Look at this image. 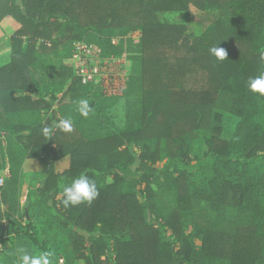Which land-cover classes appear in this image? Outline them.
<instances>
[{"label": "trees", "instance_id": "16d2710c", "mask_svg": "<svg viewBox=\"0 0 264 264\" xmlns=\"http://www.w3.org/2000/svg\"><path fill=\"white\" fill-rule=\"evenodd\" d=\"M191 5L224 16L190 34L160 19ZM9 16L20 28L0 66V264H20L21 248L51 264H264V96L248 88L264 72V0H0ZM136 30L121 120L119 97L65 61L79 40L121 55L111 39ZM61 120L70 131L43 134ZM28 159L42 177L22 202ZM82 173L99 196L65 208L63 188Z\"/></svg>", "mask_w": 264, "mask_h": 264}, {"label": "built area", "instance_id": "2783aa9c", "mask_svg": "<svg viewBox=\"0 0 264 264\" xmlns=\"http://www.w3.org/2000/svg\"><path fill=\"white\" fill-rule=\"evenodd\" d=\"M142 33L139 30L127 36H118L111 39V45L123 44L121 55L105 54V50L87 40L74 42L71 62L76 78L82 84H93L100 88L106 97H119L127 88L130 75V60L127 50L129 41L140 43ZM6 133L0 132V141L5 146ZM9 175V166L0 170V194ZM1 221V220H0Z\"/></svg>", "mask_w": 264, "mask_h": 264}, {"label": "clouds", "instance_id": "9594fccd", "mask_svg": "<svg viewBox=\"0 0 264 264\" xmlns=\"http://www.w3.org/2000/svg\"><path fill=\"white\" fill-rule=\"evenodd\" d=\"M209 51L219 61L228 59L226 50L217 45L210 48ZM262 59H264V55H262ZM248 88L250 91L264 96V72L257 77L250 78L248 81ZM77 110L85 118L93 111L89 101L84 99L77 102ZM54 128L70 131L71 121L61 120L58 123L54 122L51 127L43 128V134L51 138ZM98 196L99 190L96 181L89 178L86 173H82L63 188L62 203L65 208L75 207L82 203L91 204ZM18 252L20 264H51L49 259L50 254L48 253H42L38 256L30 255L27 249L24 248L19 249Z\"/></svg>", "mask_w": 264, "mask_h": 264}, {"label": "rangeland", "instance_id": "374dc122", "mask_svg": "<svg viewBox=\"0 0 264 264\" xmlns=\"http://www.w3.org/2000/svg\"><path fill=\"white\" fill-rule=\"evenodd\" d=\"M159 16L162 21L186 24L187 34H190L191 32L195 31L199 26L202 25L201 28L206 27L211 21H213L217 17L221 18L224 15L223 14L221 15L220 10L216 7H208L205 11H201L195 5H191L189 11H175V12H170V13H161ZM50 60H52L51 64L55 66L57 62L55 57L50 58ZM65 64L68 67L70 66V68L73 70L71 56L68 60L65 61ZM129 101H132V98L130 97L128 98L124 92L119 96V103L115 107V114H117L118 119L122 120V118L124 117L125 104ZM224 113H225L224 123L226 124L228 133L231 134L235 126V123L230 116H234V115L230 114L229 116L227 112H224ZM197 146L198 144L196 145V150H197ZM57 163L58 164H56V170L61 172L65 168H68V166L70 165V159L69 157H65L57 161ZM41 170H42L41 164L39 163L37 159H29V163L27 164V167L24 168L23 184H22V192L24 194H26L27 190H29L32 187H35L39 183L42 177ZM3 211L4 209L0 208V220L1 221H3L1 217Z\"/></svg>", "mask_w": 264, "mask_h": 264}, {"label": "crops", "instance_id": "0c3cea01", "mask_svg": "<svg viewBox=\"0 0 264 264\" xmlns=\"http://www.w3.org/2000/svg\"><path fill=\"white\" fill-rule=\"evenodd\" d=\"M19 28L20 24L13 17H5L0 21V66H3L11 61V37ZM28 163L29 159L27 160L25 167H27ZM24 199L25 194L23 193L22 202L24 201Z\"/></svg>", "mask_w": 264, "mask_h": 264}, {"label": "bare ground", "instance_id": "6f19581e", "mask_svg": "<svg viewBox=\"0 0 264 264\" xmlns=\"http://www.w3.org/2000/svg\"><path fill=\"white\" fill-rule=\"evenodd\" d=\"M142 43V42H141ZM45 45H47V44H45ZM114 47V46H113ZM118 50V49H117ZM1 59V58H0ZM1 62V61H0ZM73 71V70H72Z\"/></svg>", "mask_w": 264, "mask_h": 264}]
</instances>
